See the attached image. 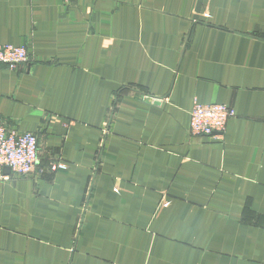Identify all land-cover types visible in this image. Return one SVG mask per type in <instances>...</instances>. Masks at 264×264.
Instances as JSON below:
<instances>
[{
	"label": "crops",
	"instance_id": "1",
	"mask_svg": "<svg viewBox=\"0 0 264 264\" xmlns=\"http://www.w3.org/2000/svg\"><path fill=\"white\" fill-rule=\"evenodd\" d=\"M0 44L40 158L0 182V264H264V0H0ZM194 101L235 116L192 137Z\"/></svg>",
	"mask_w": 264,
	"mask_h": 264
},
{
	"label": "built area",
	"instance_id": "2",
	"mask_svg": "<svg viewBox=\"0 0 264 264\" xmlns=\"http://www.w3.org/2000/svg\"><path fill=\"white\" fill-rule=\"evenodd\" d=\"M28 60L26 47L0 44V65L16 70ZM234 116V110L226 105L194 101L190 111L189 134L192 137L220 135ZM39 160L36 134L10 128L0 118V182L31 176ZM49 169L52 172L65 171L67 165L58 159L50 161Z\"/></svg>",
	"mask_w": 264,
	"mask_h": 264
}]
</instances>
